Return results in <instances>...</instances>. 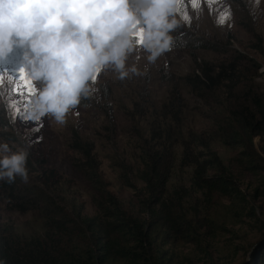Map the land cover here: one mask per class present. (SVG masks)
<instances>
[{
    "label": "trees",
    "instance_id": "1",
    "mask_svg": "<svg viewBox=\"0 0 264 264\" xmlns=\"http://www.w3.org/2000/svg\"><path fill=\"white\" fill-rule=\"evenodd\" d=\"M130 3L139 13L138 1ZM206 49L220 52L216 46ZM237 61L196 63L182 77L181 85L172 87V99H168L162 114H155L156 104H146L142 116L147 125L131 134V153L121 161L111 159L120 170L121 181L138 191L139 207L133 201L124 204L107 190L99 172L95 144L78 131L71 135L69 146L81 156L73 165L89 184L93 215L86 213L73 181L50 168L45 158L33 163L28 157L27 183L20 177L13 183L0 180V261L169 264L168 246L179 240L187 239V243L202 248L205 235L193 226V207L213 201L216 196L228 197L233 203L252 204L245 199L231 166L216 146L243 149L250 160L248 169L264 175V158L255 150V140L264 135V95L247 87L249 79L251 84L254 79ZM217 91L225 98V115L214 123L212 135H202L185 121L181 124L184 112L188 111L183 94L207 101ZM177 172L190 177L189 185L175 181ZM131 179L142 183V187L137 189ZM252 207L247 216L259 221L256 207ZM260 241H264V232ZM245 254L248 258L242 264H264V242L255 244ZM205 255L211 256L207 251Z\"/></svg>",
    "mask_w": 264,
    "mask_h": 264
},
{
    "label": "rangeland",
    "instance_id": "2",
    "mask_svg": "<svg viewBox=\"0 0 264 264\" xmlns=\"http://www.w3.org/2000/svg\"><path fill=\"white\" fill-rule=\"evenodd\" d=\"M136 1L142 6V0ZM176 8L175 17L181 26L170 33L173 37L171 51L154 63L148 61V53H134L129 57L127 66L135 65L140 75L130 74L129 77L120 79L119 74L111 68L102 70L94 83L91 80L88 82L89 94L81 96L80 103L89 104H79L70 111L64 125L57 124L48 117L38 122L29 120L27 126L20 122L19 117L15 124L12 123L7 108L9 89L12 87L8 82L9 74L15 75L24 68L27 50L17 47L7 59L0 60V72L6 71L4 80L0 83V143L7 142L13 152L18 149L27 150L33 163L39 158H45L50 168L60 171L66 180L71 179L78 188L80 200L85 203L88 215H93L95 209L88 196L89 184L73 165L81 160V156L72 152L69 146L74 131L94 142L99 172L107 184V190L124 201V204L133 201L139 207L138 191L121 181L120 170L113 166L111 159L120 158L121 161L131 153L130 144L133 145L134 142L131 134L147 125L142 116L147 103L152 106L156 104L158 110L155 114H162L168 99H172L169 98L172 87H179L182 77L196 63L203 61L222 63L239 60L237 63L240 67L246 69L249 77L254 79V84L249 79L247 87L264 95V0H259L258 5L255 0H180ZM182 12H187L188 20L183 18ZM139 36L140 26L135 39ZM139 44L142 46L143 37ZM210 46H216L220 52L207 50L206 47ZM35 84L38 89L43 87V82ZM209 97V100L201 101L196 96L183 94L182 98L188 111L184 112L181 124L185 121L205 136L213 134L214 123L222 120L225 115L222 110L225 98L220 92ZM12 99L20 98L14 96ZM32 99L33 97L28 104ZM28 104H21V110L27 108ZM41 123L43 127L36 132L35 128ZM216 149L231 166L245 199L252 204L233 203L228 197L216 196L213 201H204L193 207V226L201 229V233L205 235V244L202 248L197 247L187 243L186 239L168 246L171 254L169 264H242L248 258L245 251L262 238L263 173L248 169L249 159L243 149L232 150L221 146H216ZM255 150L259 157L264 158V135L255 140ZM175 181L189 185L190 177L177 172ZM131 182L137 189L142 187L140 182L133 179ZM191 203L195 204L194 201ZM252 205L256 207L255 213L259 221L247 216L246 212L250 211L248 209ZM205 251L211 256H206Z\"/></svg>",
    "mask_w": 264,
    "mask_h": 264
},
{
    "label": "clouds",
    "instance_id": "3",
    "mask_svg": "<svg viewBox=\"0 0 264 264\" xmlns=\"http://www.w3.org/2000/svg\"><path fill=\"white\" fill-rule=\"evenodd\" d=\"M179 2L142 0L137 13L130 0H0V60L17 47L26 49L28 78L43 82L25 118L48 117L64 125L102 70L111 68L120 79L140 75L135 65L127 66L129 57L143 51L154 63L171 51L170 33L181 26L175 17ZM138 26L142 46L135 39ZM28 155L0 143V180L13 183L20 177L27 183Z\"/></svg>",
    "mask_w": 264,
    "mask_h": 264
},
{
    "label": "snow or ice",
    "instance_id": "4",
    "mask_svg": "<svg viewBox=\"0 0 264 264\" xmlns=\"http://www.w3.org/2000/svg\"><path fill=\"white\" fill-rule=\"evenodd\" d=\"M255 2L257 5L259 4V0H255ZM182 16L185 20L189 19L187 12H182ZM142 37L143 31L141 29L140 36L137 38L139 43H142ZM5 72H0V83H2L4 80ZM14 81H16L17 83H13ZM8 82L9 84H12V87L9 89V102L7 105L12 123L15 124L17 117H19L20 122L27 126L29 120H27L24 115V113L27 111V108L25 107L22 111L20 105H27L30 102L31 98L38 94V88L36 87L35 82L31 81L28 78V75L24 68H21L15 75L9 74ZM14 96H18L20 99L13 100L12 97ZM41 127H43L42 123L35 128V131L38 132Z\"/></svg>",
    "mask_w": 264,
    "mask_h": 264
},
{
    "label": "water",
    "instance_id": "5",
    "mask_svg": "<svg viewBox=\"0 0 264 264\" xmlns=\"http://www.w3.org/2000/svg\"><path fill=\"white\" fill-rule=\"evenodd\" d=\"M262 242H264V241H260L259 243L256 244V246L260 245Z\"/></svg>",
    "mask_w": 264,
    "mask_h": 264
}]
</instances>
